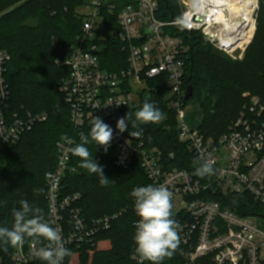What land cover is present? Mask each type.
<instances>
[{
  "label": "built area",
  "instance_id": "built-area-1",
  "mask_svg": "<svg viewBox=\"0 0 264 264\" xmlns=\"http://www.w3.org/2000/svg\"><path fill=\"white\" fill-rule=\"evenodd\" d=\"M175 2L179 17H189L186 27L177 20L159 19L157 0H89L79 7L82 33L71 54L55 62L69 70L57 87L61 103L68 107L70 122L77 132L96 116L112 127L110 148L117 168H129L139 156L149 181L154 186L164 185L173 193L172 211L179 215L183 264H264V219L241 216L210 198L217 194L246 195L264 208V99L244 94L247 103L218 140L191 128L184 114L189 101L183 105L189 46L182 37L171 33L174 28L198 33L219 52L242 59L257 30L260 0H209L205 10L195 15L190 0ZM105 12L114 14L116 28L105 24ZM108 34H114L128 54L127 68L117 73L103 70L100 61L102 45L97 41ZM10 62L11 55L0 51V154L49 117L46 113L7 115L10 93L5 76ZM159 78L165 79L169 91L178 142L197 160L201 155L210 158L214 174L194 178L185 170H167L161 153L146 149L143 131L134 138L129 129L123 133L116 129L121 110L138 105L147 82ZM141 86L146 88L141 90ZM73 146L64 139L57 143L56 163L45 175L47 222L61 231L69 250L94 246L95 238L122 214L90 221L74 207L79 194L66 195L64 188L67 176L76 171L71 165ZM46 244L41 241L35 247ZM134 259L138 262V258ZM0 264L45 262L35 256L33 242L26 238L22 246L13 247L9 260L0 257ZM63 264H71L68 256Z\"/></svg>",
  "mask_w": 264,
  "mask_h": 264
},
{
  "label": "trees",
  "instance_id": "trees-1",
  "mask_svg": "<svg viewBox=\"0 0 264 264\" xmlns=\"http://www.w3.org/2000/svg\"><path fill=\"white\" fill-rule=\"evenodd\" d=\"M87 1L0 0V51L11 55L5 76L10 93L6 113L10 117L28 113L49 115L47 121L38 123L17 144L6 147L0 154V226L11 228L13 210L20 208L21 200L42 209L47 221L45 175L56 163V145L62 137L78 144L80 133L87 134L90 130V122L81 132L73 128L69 109L61 103L57 90L58 83L68 76L69 70L55 63L71 54L81 35L83 17L78 8ZM157 1L159 19L177 20L180 11L175 0ZM104 15L105 24L116 28L114 14L105 12ZM171 33L182 37L189 46L185 88L192 86L193 95L189 101L198 103L203 111L198 130L206 138L218 140L247 103L244 94L264 99V0H260L253 45L242 62L231 61L206 44L198 33L189 34L182 28H174ZM97 42L102 45L103 70L117 73L127 68L128 54L114 34ZM168 95L164 78L149 81L140 95L139 104L125 107L121 116L129 112V131H135L137 129H131L135 111L145 100L154 103L164 118L158 123L139 125L145 134L146 149L158 150L167 170H185L194 178H202L195 174L199 166L194 163L197 159L178 142L176 116L169 107ZM87 147L103 166L109 181L102 186L99 177L80 167V158L72 155L71 165L76 171L64 182L65 194H79L74 207L79 208L87 220L122 214L112 221L108 230L95 238L94 246L72 247L68 260L71 264H138L134 259L137 256L133 241L138 217L130 193L135 188L153 184L145 175L139 156L129 168L120 169L114 165V152L110 147L106 153L103 148L96 149L94 143ZM210 198L241 216L256 215L264 219V208L249 196L217 194ZM173 218L178 221L179 215L174 213ZM12 250L11 246L6 250L0 246V257L9 260ZM181 251L179 246L162 264H183Z\"/></svg>",
  "mask_w": 264,
  "mask_h": 264
},
{
  "label": "clouds",
  "instance_id": "clouds-1",
  "mask_svg": "<svg viewBox=\"0 0 264 264\" xmlns=\"http://www.w3.org/2000/svg\"><path fill=\"white\" fill-rule=\"evenodd\" d=\"M209 0H190L192 14L202 13ZM189 17L177 18L181 27H186ZM110 105V104H109ZM119 105V104H117ZM99 107V106H98ZM135 120L131 123L129 135L139 138L142 129L139 125L158 123L164 118L161 110L150 100H145L142 107L134 113ZM130 114L127 112L116 122V129L123 133L129 129ZM69 144L72 155L81 160L80 167L86 169L89 174H96L102 186H106L109 178L104 175L103 166L93 158L87 145L94 143L96 149L103 148L108 151L113 140V129L99 116L93 117L91 127L87 134L80 133V143H75L67 137H62ZM194 163L199 166L195 174L200 177L214 174L213 161L201 155ZM41 191V190H37ZM130 195L134 199V211L139 217L135 224L133 241L138 264H162L166 258H171L179 248L180 236L178 234V222L173 218L174 213L172 197L173 193L164 185H146L133 189ZM20 208L13 210L14 221L11 228L0 226V246L18 247L30 238L34 246V254L45 264H63L64 259L69 256L70 250L65 246L61 231L48 223L39 207H32L27 200H21ZM46 241V246L36 248L35 245Z\"/></svg>",
  "mask_w": 264,
  "mask_h": 264
},
{
  "label": "rangeland",
  "instance_id": "rangeland-1",
  "mask_svg": "<svg viewBox=\"0 0 264 264\" xmlns=\"http://www.w3.org/2000/svg\"><path fill=\"white\" fill-rule=\"evenodd\" d=\"M1 16V15H0ZM253 44H251L247 50L245 51V53L243 54L242 59H235L232 58L229 55L224 54L225 56H227L231 61L233 62H242L245 59V56L248 52V50L251 48ZM146 86H141L139 89L143 90L145 89ZM184 114H185V120L187 122V124L194 129H198L202 119H203V111L200 107V105L198 103H196L195 101H189L188 104L186 105L185 109H184ZM178 207L176 206L175 209H177Z\"/></svg>",
  "mask_w": 264,
  "mask_h": 264
},
{
  "label": "water",
  "instance_id": "water-1",
  "mask_svg": "<svg viewBox=\"0 0 264 264\" xmlns=\"http://www.w3.org/2000/svg\"><path fill=\"white\" fill-rule=\"evenodd\" d=\"M192 95H193V88H192V86H188L187 90H186V96H185V99H184V104H183L184 106L192 98Z\"/></svg>",
  "mask_w": 264,
  "mask_h": 264
}]
</instances>
